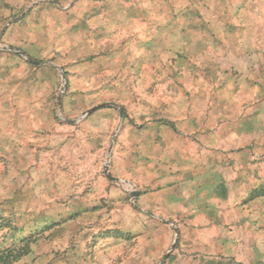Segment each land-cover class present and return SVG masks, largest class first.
<instances>
[{
    "label": "rangeland",
    "instance_id": "1",
    "mask_svg": "<svg viewBox=\"0 0 264 264\" xmlns=\"http://www.w3.org/2000/svg\"><path fill=\"white\" fill-rule=\"evenodd\" d=\"M0 264H264V0H0Z\"/></svg>",
    "mask_w": 264,
    "mask_h": 264
},
{
    "label": "water",
    "instance_id": "2",
    "mask_svg": "<svg viewBox=\"0 0 264 264\" xmlns=\"http://www.w3.org/2000/svg\"><path fill=\"white\" fill-rule=\"evenodd\" d=\"M20 54L23 55V56H25V54H24L23 52H21ZM33 62L36 63V64L38 63V62H35V61H33ZM93 109H94V108L88 109V110H87L86 112H84L83 114L89 113V112H91ZM71 122H73V121H71ZM104 169H105V173L107 174V177L111 178L110 174H108V172H107V169H108V166H107V165L104 166ZM166 256H167V254H165L163 258H166Z\"/></svg>",
    "mask_w": 264,
    "mask_h": 264
}]
</instances>
